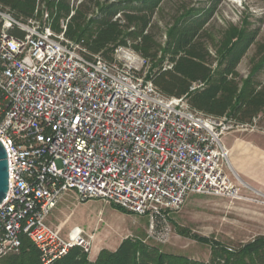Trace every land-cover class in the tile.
<instances>
[{
    "label": "built area",
    "instance_id": "1",
    "mask_svg": "<svg viewBox=\"0 0 264 264\" xmlns=\"http://www.w3.org/2000/svg\"><path fill=\"white\" fill-rule=\"evenodd\" d=\"M39 11L22 20L0 7V142L9 164L0 259L19 253L23 237L42 264L76 246L91 254L95 234L76 227L64 237L47 224L69 194L147 216L148 237L160 244L190 195L251 201L227 174L223 144L247 125L197 112L187 96L162 95L148 79L149 60L130 46L107 60L69 39L73 9L59 32Z\"/></svg>",
    "mask_w": 264,
    "mask_h": 264
},
{
    "label": "trees",
    "instance_id": "2",
    "mask_svg": "<svg viewBox=\"0 0 264 264\" xmlns=\"http://www.w3.org/2000/svg\"><path fill=\"white\" fill-rule=\"evenodd\" d=\"M162 0H118L95 7L101 16L86 22L85 4L80 3L70 19L66 36L74 41L84 40L93 54L113 59L119 46H129L150 60L152 67L148 79L164 96H187L189 106L204 115L228 117L237 125H249L264 111V86L253 77L264 66V44L259 48L260 60L252 69V76L239 81L238 66L255 41L257 32L233 27L228 30L216 48V57L207 47L204 29L207 18L186 10L178 16L167 34L166 48L159 56L154 36L149 32L151 18ZM45 3L53 26L60 31L59 21L70 15L69 0H0V7L9 9L17 19L34 16L38 4ZM121 14L120 18H115ZM171 65L165 69V64ZM217 64L216 68L214 65ZM195 83L204 87L190 92ZM243 83V84H242ZM116 209L131 214L121 207ZM0 264H42L35 245L26 237L17 254L0 259ZM53 264H264V236L241 245L235 250L214 246L209 263L189 260L161 252L142 239L126 238L115 251L103 249L95 260L76 246Z\"/></svg>",
    "mask_w": 264,
    "mask_h": 264
},
{
    "label": "rangeland",
    "instance_id": "3",
    "mask_svg": "<svg viewBox=\"0 0 264 264\" xmlns=\"http://www.w3.org/2000/svg\"><path fill=\"white\" fill-rule=\"evenodd\" d=\"M117 1L69 0V4L75 13L80 3L85 4L83 11L87 12L88 22L101 16L95 7L97 2L106 5ZM39 10L38 17L41 16L42 10L50 14L45 3L39 4ZM186 10H195L196 15L207 18L204 26V29L208 30L205 34L207 47L215 57L219 42L233 27L257 32L254 43L237 69L238 80H248L253 74L254 65L260 60L259 48L264 44V0H162L149 24V32L154 36L159 50L158 57L166 48L167 34L175 19ZM120 17L121 14H118L115 18ZM51 18L54 19L52 16ZM129 46L134 49L132 41ZM149 63L151 69L150 60ZM216 66L217 64L214 68ZM253 79L264 86V66ZM233 133L259 144L264 149V111L251 124L235 128L228 135ZM226 143L227 138L224 137L225 147ZM228 158V176L240 194L251 201L190 195L183 207L170 215L172 234L166 244H160L148 237L147 216L124 213L100 199L82 202L74 194L63 198L48 217L47 224L60 230L64 237L76 227L83 229L87 235L95 234L92 253L88 255L90 260L96 259L103 249L113 251L124 238L130 237L142 239L147 245L166 254L209 263L214 246L235 250L259 236H264V184L238 178L230 164V153Z\"/></svg>",
    "mask_w": 264,
    "mask_h": 264
},
{
    "label": "crops",
    "instance_id": "4",
    "mask_svg": "<svg viewBox=\"0 0 264 264\" xmlns=\"http://www.w3.org/2000/svg\"><path fill=\"white\" fill-rule=\"evenodd\" d=\"M225 137L227 138L226 148L230 153V164H232V168L238 178L264 184V181L262 182L264 178V149L259 144L245 139L237 133H233L230 136L226 135ZM241 181L246 185L243 180Z\"/></svg>",
    "mask_w": 264,
    "mask_h": 264
},
{
    "label": "water",
    "instance_id": "5",
    "mask_svg": "<svg viewBox=\"0 0 264 264\" xmlns=\"http://www.w3.org/2000/svg\"><path fill=\"white\" fill-rule=\"evenodd\" d=\"M9 191V164L5 147L0 142V205L4 202Z\"/></svg>",
    "mask_w": 264,
    "mask_h": 264
}]
</instances>
